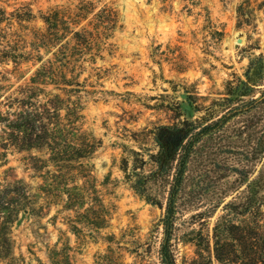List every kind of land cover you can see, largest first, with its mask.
I'll return each mask as SVG.
<instances>
[{
	"label": "rangeland",
	"instance_id": "1",
	"mask_svg": "<svg viewBox=\"0 0 264 264\" xmlns=\"http://www.w3.org/2000/svg\"><path fill=\"white\" fill-rule=\"evenodd\" d=\"M0 7L34 16L0 24V264H159L167 182L147 184L161 203L152 206L122 169H155L149 131L178 122L172 109L183 90L196 117L220 114L206 109L249 57L264 54V0H0ZM42 16L56 23L50 34ZM66 29L86 32L74 41ZM43 34L56 45L41 44ZM67 41L60 67L73 86H46L40 97L78 99V131L95 148L89 158L55 164L45 149L13 146L3 125L34 71ZM246 121L231 120L192 151L171 241L177 264H206L210 254L199 259L196 243L211 247L223 205L261 167L257 130L243 129Z\"/></svg>",
	"mask_w": 264,
	"mask_h": 264
},
{
	"label": "trees",
	"instance_id": "2",
	"mask_svg": "<svg viewBox=\"0 0 264 264\" xmlns=\"http://www.w3.org/2000/svg\"><path fill=\"white\" fill-rule=\"evenodd\" d=\"M33 18L29 9L23 12L17 9L7 16L0 7V24L30 22ZM41 19L46 25L47 34L57 27L49 16H42ZM85 32L66 29L65 34L77 41L84 38ZM47 34L41 35V44L45 46L47 42L53 46L63 40L62 33L56 43H51L53 39ZM67 47L68 41L60 44L53 52V59L42 62L34 71L20 93L21 98L17 100L12 117L6 116L3 125L7 130V140L13 146L24 151L45 149L48 161L55 164L89 158L95 148L94 143L78 131L77 121L82 118V105L78 99L72 100L73 95L70 94L66 98L56 94L44 101L40 97L46 86L58 89L61 85H71L72 79H75L67 77L60 67V63L63 66L68 59V53L64 52ZM181 98L172 109L178 122L160 125L149 131L156 149L149 160L155 169L148 175L138 173L136 168L131 173H126V168L122 169L133 192L152 206H161V203L149 195L147 184L153 181L167 182L164 214L158 223L162 229L159 264H177L171 245L177 198L194 147L203 138L222 130L231 120L240 117L246 118V123L249 122L248 117L252 120L243 129L257 130V155L261 167L254 176H246L242 195L223 205L222 214L212 228L211 247L210 241H205L204 245L199 241L196 243L197 255L203 259V252H208L210 257L205 258L206 264H212L211 255L215 264H264V54L249 57L242 75L227 81L221 100L214 101L206 109L220 108L219 115L213 116L211 113L196 117L200 110L195 105L194 97L183 90ZM4 209L1 207L0 212ZM90 210L85 209L86 212Z\"/></svg>",
	"mask_w": 264,
	"mask_h": 264
},
{
	"label": "water",
	"instance_id": "3",
	"mask_svg": "<svg viewBox=\"0 0 264 264\" xmlns=\"http://www.w3.org/2000/svg\"><path fill=\"white\" fill-rule=\"evenodd\" d=\"M240 42H241V40H240V39H238V40H237V44H239Z\"/></svg>",
	"mask_w": 264,
	"mask_h": 264
}]
</instances>
